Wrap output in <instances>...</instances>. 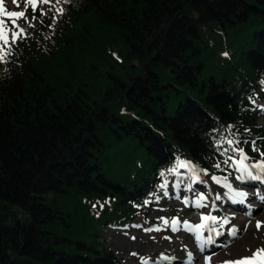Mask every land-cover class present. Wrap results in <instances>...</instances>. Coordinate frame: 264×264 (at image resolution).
I'll return each instance as SVG.
<instances>
[{
    "label": "trees",
    "instance_id": "1",
    "mask_svg": "<svg viewBox=\"0 0 264 264\" xmlns=\"http://www.w3.org/2000/svg\"><path fill=\"white\" fill-rule=\"evenodd\" d=\"M46 1L2 25L0 264H127L103 228L149 219L182 155L191 186L264 160V0Z\"/></svg>",
    "mask_w": 264,
    "mask_h": 264
},
{
    "label": "rangeland",
    "instance_id": "2",
    "mask_svg": "<svg viewBox=\"0 0 264 264\" xmlns=\"http://www.w3.org/2000/svg\"><path fill=\"white\" fill-rule=\"evenodd\" d=\"M47 5L53 9L54 14H57V10L61 8L59 4L47 3L46 0H0V21L9 18L7 12H23L22 17L13 18L19 31L23 30L21 32L28 35L35 26L34 19L29 17V10L36 8L44 10ZM258 105L264 107V100ZM258 121L261 126H264V115ZM230 153L233 155V152ZM241 159V154L237 157L234 153L230 161L233 168L230 175L216 177L219 183L211 177L202 185L194 186L191 191L188 188H191L190 185L195 182L194 176H200V174L187 156L182 155L178 161H184L192 167H181L182 170L177 173L173 186L165 189L163 196L160 197L161 205L149 208V219L141 221L137 218L134 223L122 227L106 226L100 238L105 245H110L127 264H197V257L200 252L204 253L205 244L214 255L222 254L223 257L218 258L216 262L224 263V261L235 260L245 254L246 249L264 246V185L260 183V180L254 179V174L248 175V172L252 173L253 170L259 169L252 167L256 164V160L246 158L241 164L239 163ZM244 165L248 166L247 170H244ZM259 172H261V178L264 177V172L261 170ZM244 174L248 177L243 180L237 179ZM225 184H230L231 190ZM187 190L191 193H185ZM235 192L246 193L240 205L244 209L236 210L233 209L234 205L230 207L226 205L228 199L239 198L234 196ZM185 200H189L190 206L184 204ZM197 201L201 204L200 209L192 207L193 204H198ZM206 214L211 216L214 226H220L225 234L223 241L218 244L214 243L213 236L205 238L204 234L199 237L198 234L192 233L195 231V225L203 224L201 218ZM212 217L216 219L213 220ZM174 219L177 221L175 225L172 223ZM184 221H188V226L184 225ZM257 221L261 222L259 229L256 228ZM233 232L236 233L235 236L232 235ZM209 237L212 241L207 243ZM183 241L191 243L190 251L193 259L173 257L168 262L163 257L157 258L159 256L157 254L168 251L173 243L179 244ZM148 251L155 255L146 256L145 253Z\"/></svg>",
    "mask_w": 264,
    "mask_h": 264
},
{
    "label": "bare ground",
    "instance_id": "3",
    "mask_svg": "<svg viewBox=\"0 0 264 264\" xmlns=\"http://www.w3.org/2000/svg\"><path fill=\"white\" fill-rule=\"evenodd\" d=\"M261 176L262 175H260L259 176V178H255L254 177V179L255 180H257V181H259L260 180V183L262 184V185H264V177H262L261 178ZM243 177L244 178H247L248 176L246 175V174H244L243 175ZM254 195V194H253ZM255 196V195H254ZM256 197H257V194H256ZM258 198H260V196H258ZM234 200H235V202H234ZM234 200H230V199H228L227 201H226V205L228 206V207H230V205H234L235 207H237V206H239V207H237V208H233V209H236V210H238V209H244L243 208V206H241L240 207V205H241V202H240V199L239 198H236V199H234ZM192 207L193 208H196V209H200V207H201V204H193L192 205ZM235 213V212H234ZM234 213H232V215L234 214ZM230 215V214H229ZM207 216V215H206ZM205 216V217H206ZM231 216V215H230ZM230 216H228V217H230ZM203 222V221H202ZM203 226L201 227V228H199V229H195V231L194 232H192V233H194V234H198L199 235V237H201L203 234H204V237L206 238L207 236H215L216 237V235H220V238H216L215 239V241H214V243L215 244H218V242H221V241H223V239L225 238V234L222 232V230L220 229V226H214V224L211 222V221H209L208 223H206V224H204V222H203V224H202ZM206 233V234H205ZM193 234V235H194ZM190 246H191V243H189V242H185V241H183V242H180L179 244L178 243H173L171 246H170V248H169V250L167 251H162V252H160L159 254H157V255H159L157 258H165V259H167V261L168 262H170V258H180V257H185V259H193V256L191 255L192 253H191V251H190ZM200 246H201V244H200ZM199 246V247H200ZM204 253H201L200 252V254L198 255V257H197V264H215V263H217V264H224V263H222V262H216V260L219 258H222L223 256H222V254H219V255H214V253H213V251L205 244V246H204ZM145 255L146 256H153V255H155V254H153L152 252H147V253H145ZM155 257H153V259H154ZM234 260V259H233Z\"/></svg>",
    "mask_w": 264,
    "mask_h": 264
},
{
    "label": "snow or ice",
    "instance_id": "4",
    "mask_svg": "<svg viewBox=\"0 0 264 264\" xmlns=\"http://www.w3.org/2000/svg\"><path fill=\"white\" fill-rule=\"evenodd\" d=\"M7 16L9 17H22L24 15L23 12H7L6 13ZM3 21H0V40H5V43L7 42L5 34H4V29H3ZM23 31V30H21ZM17 34L15 32L12 33V38L13 40L16 39ZM3 57L0 56V59H2ZM229 143H231V141H229ZM241 155H242V159L239 163L243 164V159H246L247 157L243 156L242 150H241ZM264 155V154H262ZM225 163H227V161H225ZM179 167H192L190 164L184 162V161H180L178 164ZM217 167H219V165H217ZM244 170H247V165H244ZM252 167L254 168H259L262 172H264V162L261 163H257L252 165ZM172 171H175V169H172ZM248 175H252L251 172H248ZM258 178V177H257ZM194 179L198 180L199 177L194 176ZM214 180L217 181V183H219L220 181L216 178L213 177ZM237 179L243 180L244 177L243 175L237 177ZM226 187H228L231 190V185L230 184H225ZM235 197H239L241 198L240 202H243V197L246 196V193L244 192H235L234 193ZM217 199H219V197H217ZM235 202V201H234ZM197 203L199 204V201H197ZM206 219V217H202L201 218ZM213 220H215V217H212ZM227 222V221H225ZM165 223H167V221H165ZM173 225H175L177 223V221L174 219L172 221ZM184 225L188 226V221H184ZM203 225L202 224H197L194 226V229H199L201 228ZM261 227V222L257 221L256 222V228L259 229ZM235 232L232 233L233 236H235ZM197 239H199V237H197ZM224 264H264V246L259 247V248H255V249H246L245 254L239 256L237 259L235 260H229V261H224Z\"/></svg>",
    "mask_w": 264,
    "mask_h": 264
}]
</instances>
